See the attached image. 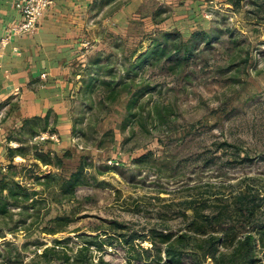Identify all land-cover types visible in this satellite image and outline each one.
I'll return each mask as SVG.
<instances>
[{"label": "rangeland", "instance_id": "1", "mask_svg": "<svg viewBox=\"0 0 264 264\" xmlns=\"http://www.w3.org/2000/svg\"><path fill=\"white\" fill-rule=\"evenodd\" d=\"M127 1L94 5L66 135L50 114L8 137L0 264H159L141 248H152L153 229L185 231L191 195L249 187L264 197L263 0L240 11L207 0L208 21L194 32L211 43L174 69L144 56L172 28L135 21L116 29L112 14ZM161 10L155 21L171 13ZM173 30L184 40L193 33ZM81 166L87 183L63 194Z\"/></svg>", "mask_w": 264, "mask_h": 264}, {"label": "crops", "instance_id": "2", "mask_svg": "<svg viewBox=\"0 0 264 264\" xmlns=\"http://www.w3.org/2000/svg\"><path fill=\"white\" fill-rule=\"evenodd\" d=\"M15 1L0 0V111L3 115L0 158L10 135L28 126L31 120H41L48 114L57 117L60 138L66 135L69 100L80 76L79 50L88 38L98 0H53L35 34L13 37L3 46L1 39L21 19ZM208 2L128 0L113 12V24L122 31L140 21L151 28H183L194 32L208 21L202 11ZM166 4L170 6V15L155 21V13Z\"/></svg>", "mask_w": 264, "mask_h": 264}, {"label": "trees", "instance_id": "3", "mask_svg": "<svg viewBox=\"0 0 264 264\" xmlns=\"http://www.w3.org/2000/svg\"><path fill=\"white\" fill-rule=\"evenodd\" d=\"M245 1L227 0L236 11L242 10ZM252 1L260 6L258 1L262 0ZM161 36L164 41H157L144 56L155 59L157 64L164 60L167 69L189 64L200 53L201 43H211L201 42L207 36L203 31L193 32L188 40L173 29L162 32ZM84 170L81 166L69 179L63 180V194L74 195L78 187L87 183ZM263 201L260 192L249 187L228 197L191 195L183 201V216L187 220L185 231L165 234L153 229L152 248L141 249L155 251L159 264H264ZM189 211L191 214L187 213ZM48 252L47 247L43 255Z\"/></svg>", "mask_w": 264, "mask_h": 264}, {"label": "built area", "instance_id": "4", "mask_svg": "<svg viewBox=\"0 0 264 264\" xmlns=\"http://www.w3.org/2000/svg\"><path fill=\"white\" fill-rule=\"evenodd\" d=\"M52 4L53 0H16L15 7L20 12L21 19L7 30L6 35L1 39V44L6 46L13 37L35 34L39 30L45 12ZM14 50L17 51L18 48L15 47ZM2 116L0 111V130Z\"/></svg>", "mask_w": 264, "mask_h": 264}]
</instances>
